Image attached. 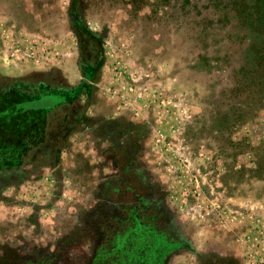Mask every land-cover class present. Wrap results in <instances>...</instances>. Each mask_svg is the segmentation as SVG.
<instances>
[{
  "label": "rangeland",
  "instance_id": "rangeland-1",
  "mask_svg": "<svg viewBox=\"0 0 264 264\" xmlns=\"http://www.w3.org/2000/svg\"><path fill=\"white\" fill-rule=\"evenodd\" d=\"M243 1L0 0V264H264Z\"/></svg>",
  "mask_w": 264,
  "mask_h": 264
},
{
  "label": "trees",
  "instance_id": "trees-1",
  "mask_svg": "<svg viewBox=\"0 0 264 264\" xmlns=\"http://www.w3.org/2000/svg\"><path fill=\"white\" fill-rule=\"evenodd\" d=\"M243 4L246 5V7H247V13H248V16H249L250 19H253V14L256 15V20H255L256 21V27H257V25H259V28H262L263 29L264 28V0H255V2L252 3V4L251 3H248L247 1H246V3L243 1ZM262 48L264 49V35L260 39V45H259V47L258 46L255 47V49H258L257 52L259 53L258 59H259V62L260 63L258 65H261V66L263 65L264 66V51H261L260 50ZM263 74H264V72H263ZM259 82L261 83V81H259ZM14 85L15 84L10 85L9 86L10 88H8L6 90H3V91L0 89V91L2 93L10 92L12 90L11 87H14ZM17 87L18 86L16 85L14 88H17ZM25 89L26 88H24L23 90H25ZM76 90H77V88H73L70 91H68V93L75 92ZM34 103L35 104L33 105V109L40 108L42 110H44V109L46 110L47 108L51 107V102L48 101V99H47V102H46V104L48 106H46V107H44L45 104H43V101L40 102V105H36L38 103V99L36 101H34ZM12 118L14 119V121H18L19 118H20V116H18V115L16 117L15 116H12ZM12 124L13 123H10V125H12ZM138 225L141 226V227H145V229L144 230H140L136 226V230L137 231H141L142 233L148 232V233H150V235L149 234H145V235H141L139 237L138 241H136V243L134 244V249H136V250L133 249L134 251H130L128 253L127 263H124V264H145V261H143L140 258L141 255L139 256V254L142 251L143 252L144 251H147V252L150 251L152 245L149 244V241L151 240V238H152L153 235H159V233L151 225H147V224H138ZM148 227L152 228L154 231H152ZM146 237H148V238H146ZM157 244H158L157 247H162V245H165L163 239H160V242H158Z\"/></svg>",
  "mask_w": 264,
  "mask_h": 264
}]
</instances>
